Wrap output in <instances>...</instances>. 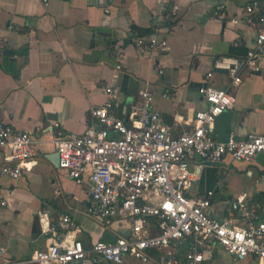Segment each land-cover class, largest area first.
<instances>
[{
    "label": "crops",
    "instance_id": "0c3cea01",
    "mask_svg": "<svg viewBox=\"0 0 264 264\" xmlns=\"http://www.w3.org/2000/svg\"><path fill=\"white\" fill-rule=\"evenodd\" d=\"M252 1L50 0L45 5L41 0H0V120L30 131L34 138L33 166L17 178L1 170L5 150L0 149L3 258L36 264L31 254L46 246L49 227L63 213L75 218L73 233L86 246L97 240L113 242L129 232L127 222L106 226L86 212L89 194L59 168L53 143L56 124L74 132L89 126V110L105 101L107 82L118 87L116 111L125 118L139 105L140 91L149 88L156 108L176 134L190 129L196 111L207 108L200 86L226 88L237 102L216 118L213 135L224 141L230 135L264 134V53L257 58L260 70H245L238 85L231 83L228 72L214 67L219 55L244 59L255 49L256 32L244 22L245 7ZM258 1L264 10V0ZM221 3L224 18L214 13ZM173 5L178 7L177 18L169 23L166 13ZM152 35L166 38L168 48L142 50L135 45L137 38ZM120 59L122 69L115 75ZM263 164L259 154L252 161L230 156L214 164L196 161L192 168L198 174L189 194L204 196L212 190L210 212L226 218L238 198L264 201ZM260 214L264 220V207ZM149 229L157 231L154 217ZM151 253L160 254L156 249ZM205 263L255 260H234L217 248L206 253ZM69 264L111 263L86 258Z\"/></svg>",
    "mask_w": 264,
    "mask_h": 264
},
{
    "label": "built area",
    "instance_id": "2783aa9c",
    "mask_svg": "<svg viewBox=\"0 0 264 264\" xmlns=\"http://www.w3.org/2000/svg\"><path fill=\"white\" fill-rule=\"evenodd\" d=\"M41 1L46 5L50 0ZM177 9L173 5L166 13L169 23L176 21ZM214 13L224 18V4H218ZM244 22L256 32L255 49L249 50L244 59L219 55L214 60L215 68L228 71L233 85L241 83L245 70H260L257 58L264 53V10L260 1L247 4ZM135 45L142 50H165L168 40L152 35L137 38ZM115 68L117 75L122 69L121 59ZM207 75L212 76L213 71ZM104 92L105 101L89 110V126L83 132H74L56 124L53 143L59 168L89 194L86 212L106 226L127 222L130 230L113 242L97 240L86 246L73 233L77 228L75 218L63 213L49 227V242L35 250L30 261L69 264L90 258L111 264H130L131 260L206 264V253L218 248L234 260L251 256L254 264H264V220L260 214L264 201L238 198L232 201L228 216L219 219L210 212L212 190L204 196L189 194L198 174L192 168L196 161L220 163L225 156L252 161L264 153V134L251 132L244 138L230 135L222 141L212 133L216 118L235 106L236 95L212 84L200 86L207 108L196 111L190 129L176 134L156 108L149 88L140 91V103L128 118L116 111L118 87L107 82ZM0 149L5 150L1 170L13 178L32 168L34 138L30 131L0 120ZM151 217L156 220L155 232L149 229ZM154 249L160 254L154 256ZM4 252L0 247V264H14L3 258Z\"/></svg>",
    "mask_w": 264,
    "mask_h": 264
},
{
    "label": "water",
    "instance_id": "95a60500",
    "mask_svg": "<svg viewBox=\"0 0 264 264\" xmlns=\"http://www.w3.org/2000/svg\"><path fill=\"white\" fill-rule=\"evenodd\" d=\"M220 70L223 71V72H226V73L228 72L227 70H222V69H220ZM259 155L262 156V157H264V153H260ZM57 158H58V161H59V154H58V152L56 154V162H57ZM258 159L261 160V157H258ZM58 165H59V162H58Z\"/></svg>",
    "mask_w": 264,
    "mask_h": 264
}]
</instances>
